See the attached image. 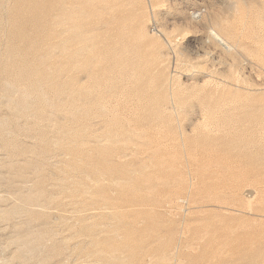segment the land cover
Here are the masks:
<instances>
[{
    "label": "rangeland",
    "instance_id": "1",
    "mask_svg": "<svg viewBox=\"0 0 264 264\" xmlns=\"http://www.w3.org/2000/svg\"><path fill=\"white\" fill-rule=\"evenodd\" d=\"M0 264H264V0H0Z\"/></svg>",
    "mask_w": 264,
    "mask_h": 264
},
{
    "label": "bare ground",
    "instance_id": "2",
    "mask_svg": "<svg viewBox=\"0 0 264 264\" xmlns=\"http://www.w3.org/2000/svg\"><path fill=\"white\" fill-rule=\"evenodd\" d=\"M88 4H89V3H88ZM62 6H63V5H62ZM64 8H67V7L65 6ZM69 8H70V7H69ZM77 8H78V6H77ZM77 8H75V9H77ZM70 9H71V8H70ZM60 10H61V9H60ZM68 10H69V9H68ZM68 10H67V11H68ZM64 11H65V10H64ZM71 11H72V9H71ZM84 12H85V11H83V14L86 15ZM74 15H76V14L73 13L72 16H74ZM109 15L111 16V14H109ZM64 16H66V15H64ZM77 16H78V15H77ZM56 18H57V17H56ZM60 19H61V18H60ZM107 24H108V23H107ZM105 26H106V25H105ZM103 27H104V25H103ZM75 28H76V27H75ZM92 28H93V27H92ZM105 28H106V27H105ZM72 30H73V29H72ZM72 30H71V31H72ZM98 30L100 31V29H98ZM83 31H84V30H83ZM95 31H97V30H95ZM67 32H70V31H67ZM67 32H66V33H67ZM79 32H80V31H79ZM84 32H85V31H84ZM64 33H65V32H64ZM213 33H214V36H215L214 38H218V39L220 38V37H219L220 35H218L217 32H216L217 34H216L215 32H213ZM213 33H212V34H213ZM62 34H63V33H62ZM62 34H61V35H62ZM79 34H80V33H79ZM81 34L83 35V33H81ZM84 35H85V33H84ZM88 35H89V34H88ZM82 37H83V36H82ZM89 37H90V36H89ZM89 37H88V38H89ZM221 38H222V37H221ZM89 39H91V38H89ZM87 41H89V40H87ZM220 41H222V40H220ZM223 41H224V40H223ZM89 42H90V41H89ZM87 47H88V46H87ZM57 48H59V47H57ZM57 48H55V51H56ZM88 49H89V48H88ZM53 50H54V49H52V51H53ZM63 50H64V49H63ZM65 50H66V48H65ZM65 50H64V51H65ZM52 51H51V52H52ZM55 51H54V52H55ZM66 51H67V50H66ZM54 52H53V53H54ZM103 52H104V51H103ZM64 53H65V52H64ZM107 53H108V52H107ZM110 53H111V52H110ZM49 55H50V54H49ZM118 55H119V54H118ZM122 55H123V54H122ZM52 56H53V55H52ZM44 57H45V56H44ZM47 57H48V56H47ZM126 57H127V56H126ZM40 58H42V57H40ZM118 58H119V56H118ZM42 59H44V58H42ZM42 59H41V60H42ZM115 59H116V58H115ZM48 60H49V59H48ZM53 60H54V59H53ZM92 60H93V59H92ZM92 60H91V61H92ZM121 60H122V59H121ZM93 61H94V60H93ZM118 61H119V60H118ZM51 62H52V60H51ZM95 62H96V61H95ZM48 63H49V62H48ZM111 63H112V61H111ZM42 64H43V63H42ZM45 65H46V64H45ZM94 67H95V65H94ZM52 68H53V66H52ZM48 69H49V68H48ZM50 70H51V69H50ZM62 70H63V69H62ZM45 71H46V70H45ZM58 71H60V70H58ZM89 71H90V70H89ZM49 72H50V71H49ZM66 72H67V71H66ZM40 73H41V71H40ZM45 73H46V72H45ZM50 73H52V72H50ZM90 73H91V72H90ZM54 74H55V73H54ZM94 74H95V73H94ZM51 75H52V74H51ZM58 81H59V80H58ZM56 82H57V81H56ZM46 83H47V82H46ZM77 84H78V83H77ZM10 85H11V84H10ZM50 85H52V84H50ZM41 86H42V85H41ZM74 86H75V85H74ZM61 87H62V86H61ZM7 88H8V87H7ZM7 88H5V89H7ZM10 89H11V88H10ZM39 89H40V88H39ZM14 90H15V89H14ZM19 90H20V89H19ZM5 91H6V90H5ZM41 91H42V90H41ZM80 91H81V90H80ZM88 91H89V90H88ZM88 91H87V92H88ZM20 92H21V91H20ZM87 92H86V94H87ZM6 93H7V92H6ZM13 93H14V92H13ZM61 93H62V92H61ZM89 93H90V92H89ZM5 96H7V95H5ZM11 96H12V95H11ZM14 96H15V95H14ZM73 96H74V95H73ZM26 97H27V96H26ZM70 97L72 98V96H70ZM76 98H77V97H76ZM79 98H80V97H79ZM94 98H95V97H94ZM10 99H11V98H10ZM44 99H45V98H44ZM69 99H70V98H69ZM26 100H27V99H26ZM24 101H25V100H24ZM25 102H26V101H25ZM25 102H23V104H25V106H27V110H28V109L30 108V107H29V104H28V103H25ZM34 102H35V101H34ZM34 102H33V103H34ZM47 103H48V102H47ZM14 104H15V103H14ZM14 104H13V105H14ZM35 104H36V103H35ZM15 105H16V104H15ZM15 105H14V106H15ZM31 105H32V104H31ZM100 106H101V105H100ZM32 107H33V106H32ZM101 108H102V107H101ZM30 109H31V108H30ZM99 109H100V107H99ZM78 110H79V109L77 108L76 112H77ZM25 111H26V110H25ZM11 113H12V112H11ZM22 113H23V112H22ZM15 117H16V115H15ZM29 117H30V116H29ZM6 125H7V124H6ZM43 154H44V153H43ZM44 188H45V186H44ZM44 190H45V189H44ZM43 193H44V191H43ZM43 195H45V194H43ZM251 198H252V197H251ZM44 202H45V201H44ZM45 204H46V203H45ZM45 204H43V205H45ZM31 205H32V204H31ZM43 205H42V207H43ZM33 206H34V205H33ZM44 207L46 208V206H44Z\"/></svg>",
    "mask_w": 264,
    "mask_h": 264
}]
</instances>
